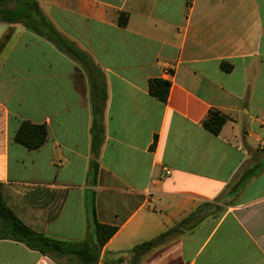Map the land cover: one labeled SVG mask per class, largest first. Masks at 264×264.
<instances>
[{"label":"crops","instance_id":"0c3cea01","mask_svg":"<svg viewBox=\"0 0 264 264\" xmlns=\"http://www.w3.org/2000/svg\"><path fill=\"white\" fill-rule=\"evenodd\" d=\"M37 1L86 61L21 23L0 54V182L19 215L79 242L93 200L97 221L117 227L96 264H132L135 245L183 220L136 264H264V0ZM151 78L169 81L165 102L148 93ZM209 109L227 116L217 135L201 124ZM22 120L46 125L42 146L13 141ZM0 264L80 263L0 238Z\"/></svg>","mask_w":264,"mask_h":264},{"label":"trees","instance_id":"16d2710c","mask_svg":"<svg viewBox=\"0 0 264 264\" xmlns=\"http://www.w3.org/2000/svg\"><path fill=\"white\" fill-rule=\"evenodd\" d=\"M8 1L9 0H0V21L8 24L0 36V54L14 32V24L21 23L27 29L44 35L46 38L56 43L61 50L77 57L85 63L86 57L83 54L78 53L70 43L57 33L42 13L37 0H12V6H7ZM125 22L126 17L121 13L118 17V24L123 26ZM220 68L225 72H229L232 65L222 61L220 63ZM169 85V81L162 78H151L148 81V93L159 101L165 102L168 96ZM92 114L91 148L93 159L89 164L88 179L94 183L98 172L95 157L100 143V108L94 106ZM226 120L227 116L219 110L209 109L205 117L202 119L201 124L206 130L217 135ZM47 136L48 130L45 124L22 120L13 133L12 139L29 150H35L45 143ZM259 167L260 165L254 167V169H259ZM254 169L244 173L242 179L249 177L255 171ZM56 192V205L54 202L53 209L47 215V219L54 218L60 212L64 202L66 191L59 189L56 190ZM14 194L15 192L11 189L9 184L0 182V238L20 241L29 248L50 256L54 261H58L59 258H63L64 256L73 255L78 259L80 264H96L100 248L117 230V227L114 225L104 224L97 221L94 202L91 200L89 207L92 219V230L88 237L79 242H67L50 238L44 235L43 230L33 228V226L19 215L16 208L18 199H16ZM184 221L185 220L181 221L176 227L168 229L148 241L135 245L130 250L132 254V264H136V262L151 248L164 242L171 234L177 231L178 227L183 224Z\"/></svg>","mask_w":264,"mask_h":264},{"label":"rangeland","instance_id":"374dc122","mask_svg":"<svg viewBox=\"0 0 264 264\" xmlns=\"http://www.w3.org/2000/svg\"><path fill=\"white\" fill-rule=\"evenodd\" d=\"M12 5H13L12 0H9L8 3H7V6H12ZM0 25H1V26H4L3 23H0Z\"/></svg>","mask_w":264,"mask_h":264},{"label":"built area","instance_id":"2783aa9c","mask_svg":"<svg viewBox=\"0 0 264 264\" xmlns=\"http://www.w3.org/2000/svg\"><path fill=\"white\" fill-rule=\"evenodd\" d=\"M170 171L168 169H166V173L168 174Z\"/></svg>","mask_w":264,"mask_h":264}]
</instances>
